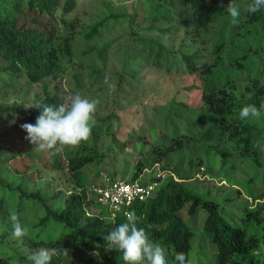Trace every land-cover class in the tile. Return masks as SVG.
Instances as JSON below:
<instances>
[{"label":"trees","instance_id":"1","mask_svg":"<svg viewBox=\"0 0 264 264\" xmlns=\"http://www.w3.org/2000/svg\"><path fill=\"white\" fill-rule=\"evenodd\" d=\"M150 2L146 0L149 9H145L142 18L136 11L125 14L110 13L93 24L85 25L80 35L85 39H93L106 29L103 26L112 17L117 20L120 17H129L127 35L141 52L152 58L154 66L168 75L188 73L199 78L201 84L195 82L184 86L187 91L201 90V101L198 105H190L186 100L175 101V104L190 116L189 122L186 121V132H181L179 125L175 126L169 145L153 144L147 136H141L136 140L144 143L140 149L136 142L130 139L132 146L139 150L140 156L134 158V153H129L121 170V180L139 181L144 185L154 182L157 184L147 198L136 199L112 215L106 205V213L103 208L97 207L101 201L90 188L103 183L105 175L112 179H116V175L106 172L102 181L93 182L98 174L88 177L83 171L87 166L101 162L104 154L99 152L98 143L105 135L112 134L113 140L123 149L130 141L120 142V132L116 129L121 125V117L116 108L107 115L102 114L107 105V95L103 94L102 87L96 89L94 94L93 86L85 87L87 81L75 74L77 86L83 89V94L90 93L91 99L99 100L95 115L96 125L92 129L90 141L82 143L78 148H66L64 152L59 153L54 149L41 150L27 155L34 161H44L40 162L38 171L45 168L68 169L70 177H73L76 183L75 187L68 191L58 189L49 195L42 190H25L21 187L25 179L22 180L17 188L22 200L32 206L37 205L36 214L38 211L43 212L31 226V238L27 247L30 250L36 249L35 252L41 248H60L66 249L67 252L72 250V254L64 260L54 255L51 264H125L122 253L106 250L103 237L120 223L127 222L129 214H135L140 217L138 227H144L150 239L166 249L169 264H175L174 257L181 252L187 254L193 264H264V191H249L255 201L254 206L244 211L242 223H232L223 214L219 198L207 197L189 186L188 182L199 173L203 163L202 158L198 156L199 152L193 155L198 158L189 159V168L183 173L172 164L170 158L175 152L183 151L192 138H196L199 143L207 142L208 153L217 152L220 157L219 172L228 170L226 174H222L229 181L232 179L228 174L235 170L232 167L234 164L231 153L237 152L240 156L250 158L256 165L264 166L261 150L254 147L257 143L264 145V117L252 121L239 119V111L243 106L255 104L259 107L264 103V56L260 60L263 61L262 64L260 62L256 69L249 66L253 55H258L264 48V11L253 15L242 13L239 25L234 26L230 23L226 11L230 0ZM235 2L243 7L251 0ZM77 6L78 0H65L62 5L61 0H0V124L4 127L8 124L16 126L22 137H26L27 133L20 125L35 124L40 110H25L24 103H8L4 100L7 94L5 89L18 91L16 88L21 84L22 75L25 76L23 83L35 84L67 73L68 66L75 61V42L79 34L76 27L80 25V19L63 18L62 24L56 13L61 7L64 14L74 12ZM186 26L192 28L186 31L187 35L197 32L198 35L206 37L202 41L211 46L209 53L201 48L190 50L199 43L198 38L194 36L190 38L191 46H187L185 50L172 51L168 42ZM153 32L166 39L159 40L151 36ZM116 39L101 47H86L80 57L92 56L96 50L99 57L105 59L107 50ZM211 57H214L213 62ZM234 64L238 65L237 70L233 67ZM221 67L228 74L225 81L217 79L219 75H216V68ZM92 68L86 72L88 83L100 84L106 76L105 70L94 66ZM241 79H248L250 82L239 84ZM43 93L44 96L37 93L29 103L43 102L58 106L63 102L64 96L57 90H49L46 82L43 84ZM228 143H232L231 149V146H226ZM3 148L0 144V161L5 155ZM9 149L10 146L5 147V150ZM155 163H162V170L169 172L167 175L170 176L150 171V167ZM31 166L34 164L25 163V169L19 171H25ZM144 172L147 178H142ZM128 174L129 179H126ZM33 176L34 172L29 177ZM228 197L232 199L233 196ZM9 204L6 199H0V210L4 211L0 217L8 224ZM21 210L22 208L18 209V215ZM185 212L190 218L205 214L203 236L211 243L215 260L210 259L211 254L205 249L204 242L198 244L195 240L196 230L184 217ZM149 224L155 227L148 229ZM84 248L86 258H80L83 261L79 263L73 253ZM17 258L20 261L24 259L21 256ZM8 262L7 256L0 253V264ZM22 264L31 262L26 257Z\"/></svg>","mask_w":264,"mask_h":264},{"label":"rangeland","instance_id":"2","mask_svg":"<svg viewBox=\"0 0 264 264\" xmlns=\"http://www.w3.org/2000/svg\"><path fill=\"white\" fill-rule=\"evenodd\" d=\"M64 1L61 0V5ZM148 5L146 0H78V6L74 12L64 14L62 7L59 8L56 14L61 23L63 18L71 20L77 17L80 19V25L76 27L79 34L76 37V45L74 44L75 61L68 66L67 73L58 78H48L45 82L48 84L49 90H57L63 96L72 92L91 99L90 93L83 94V89L77 86V80L74 75L78 74L82 80L87 81L85 87L91 88L93 86L92 92L94 94H96V89L101 86L103 94L107 95L105 100L107 105L104 107L102 114L107 115L116 108L117 113L121 117V125L119 129H116L120 132V142H127L130 139L136 142L137 138L145 135L150 143L169 145L171 144L170 139L174 135V127L179 125L180 131L185 133L186 121L189 122L188 118H190L187 114L188 112L181 110L175 104V101L186 100L190 105H198L201 101V90L193 89L192 91H187L184 86L195 82L201 84L200 79L188 73H173L168 75L164 70L154 66L152 58L148 54L141 52L131 37L127 35L129 17H120L118 20L116 17H112L103 26L106 29L93 39H85L80 35L85 25L93 24L94 21L110 13L125 14L126 12L136 11L140 14L138 16L141 17ZM144 22L142 23L145 24ZM187 30H192V28L189 26L184 27L182 31L175 34L173 39L168 42L172 51L185 50L187 46H191L192 39L190 38L194 36L198 38L199 43L190 48V50L193 51L201 48V50H207L208 52L206 53H209L211 46L202 41L206 37L198 35L199 33L197 32L194 35H187ZM151 36L159 40L166 39V37L156 32H153ZM115 38H117L116 42L107 50L105 59L100 58L96 50L92 56L80 57L84 48L92 46L101 47L106 42ZM184 38L187 39L185 40ZM201 41L202 43H200ZM263 56L264 48H262L258 55H253L249 61V66L256 69L260 65V62L262 64L263 61L260 60ZM242 59H244V56H242ZM211 61H214V57H211ZM92 66L105 70L106 76L101 80L100 84L92 85V83H88L89 79L86 72L88 73ZM233 67L236 70L238 69L237 64H234ZM131 74H134L136 77ZM216 75H219L217 78L219 81L226 80L228 77L223 67L216 68ZM106 78L107 83L105 82ZM20 80L21 84L16 88L18 91H7L5 89L7 93L4 97L5 101L8 103H29L34 100L37 93L44 96L43 84L45 82L35 84L23 83L25 81L24 75L21 76ZM241 80L239 84L245 85L250 82L248 79ZM109 85L114 86L111 91L109 90ZM2 92L4 93L5 91ZM177 114H181V116H177ZM193 122L195 123V121ZM3 123H5L4 120ZM15 127H12L10 124L4 127L3 124H0V144L3 145V150L5 151V155L1 157L0 161V199H6L10 202L8 205L9 213L12 211L17 213L18 209L22 208L19 217L21 222L29 229V235L23 239L14 238L12 236L11 225L2 220L3 217H0V253L7 256L8 264H22L26 257L35 253L36 249L30 250L27 247V242L31 238L32 224L37 222L38 217L43 215L42 211H38L36 214L37 205L32 206V204H28L26 200H22L21 194L17 192V188H19L22 180L25 179V182L21 185L25 190H42V192L49 195L58 189L68 191V189L75 187L76 184L73 177H70L68 169L48 170L45 168L38 171L37 167L41 166L40 162L43 163L44 161L38 159L34 161L30 157L28 158L27 155L41 150L37 148V145L22 137L21 132ZM128 144L123 149L118 142L113 140L112 134L105 135L98 143L99 152L104 154L101 162L87 166L83 173L88 177L97 176L98 174L93 182L102 181L103 175L106 172L115 174L116 179H123L121 170L124 167L126 157H129V153L133 152L134 158H138L140 156L138 149L144 145L143 141L136 142L137 149L132 146L133 143L131 144V141ZM231 144L228 143L226 146H231L229 147L231 149L233 147ZM7 146H10L8 151L5 150ZM207 148V142L199 143L198 139L192 138L183 151L175 152L170 157L172 164L180 172H186L189 168V159L191 157L193 159V155L199 152L198 156L202 158L203 163L199 173H196L193 179L188 182L190 188L207 197L219 198L225 217L232 223L240 224L242 223L244 211L254 206L255 203L248 192L251 190H253V193L264 191V166L256 165L250 158L240 156L237 152L231 153L232 164H234L232 167L235 170L228 174V177L232 179V181H229L222 174H226L228 170L223 169L222 172H219L220 157L217 152L210 151L208 153ZM260 152L262 155L261 159L264 162V151ZM46 156L49 157V154L46 153ZM194 158L198 157L195 156ZM25 163L34 164V166L29 167L25 171H19V169H25ZM161 166L162 163H155L150 167V171L166 176L169 172L163 171ZM49 167L52 168L51 165ZM99 169L100 173H98ZM32 172H34V176L31 178L29 176ZM129 176L128 174L125 178L129 179ZM167 176L169 177L170 175ZM145 177L146 174L144 172L142 178ZM228 196L233 197L231 199ZM21 203L23 204L21 205ZM97 207L103 208L107 213L108 208L105 203L99 202ZM108 212L111 215L113 214V211H110V209ZM3 214L4 211L0 210V215ZM184 217L196 230L195 240L198 244L204 242L205 249L211 254L210 259L212 261L215 260V253L213 252L211 243L203 236L205 214H198L190 218L188 213L185 212ZM82 250H76L73 253L78 258L77 262L79 263L83 261L80 258H86V254L84 253L86 248ZM71 251L68 250V255L60 254L57 256L62 257L64 260L67 258L66 256L72 254ZM20 256L24 258L21 261L17 258Z\"/></svg>","mask_w":264,"mask_h":264},{"label":"clouds","instance_id":"3","mask_svg":"<svg viewBox=\"0 0 264 264\" xmlns=\"http://www.w3.org/2000/svg\"><path fill=\"white\" fill-rule=\"evenodd\" d=\"M226 11L230 17V23L238 26L242 13L253 15L264 11V0H251L245 6L230 0ZM107 83V78L106 81ZM114 88L109 85V90ZM251 99V97H249ZM20 103V102H19ZM99 100L82 97L79 93L69 92L64 96L61 104L52 105L43 102L24 103L25 110L36 108L40 114L36 117V123H24L20 127L26 131L25 137L31 143L37 145L40 150H55L62 152L65 148H78L82 143H88L92 135V129L96 125L95 114ZM264 117V103L259 107L255 104H247L239 111L241 121L259 120ZM264 151V145L257 143ZM140 217L129 214L127 222L120 223L108 232L104 237L107 251L122 253L125 264H169L166 249L158 242L150 239L144 227H138ZM8 221L12 228V236L23 239L29 235V229L21 222L19 215L12 211ZM155 225H147L148 229ZM68 255L66 249L41 248L28 256L31 264H51L54 255ZM175 264H193L190 257L181 252L174 257Z\"/></svg>","mask_w":264,"mask_h":264},{"label":"built area","instance_id":"4","mask_svg":"<svg viewBox=\"0 0 264 264\" xmlns=\"http://www.w3.org/2000/svg\"><path fill=\"white\" fill-rule=\"evenodd\" d=\"M156 182L144 185L139 181H127L112 179L108 175L104 176V182L91 186V191L95 192L98 199L105 203L112 213L120 210L121 207L136 200L145 199L153 192Z\"/></svg>","mask_w":264,"mask_h":264}]
</instances>
